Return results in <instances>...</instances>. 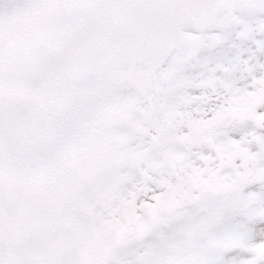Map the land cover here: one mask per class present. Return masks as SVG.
<instances>
[{
    "label": "rangeland",
    "instance_id": "1",
    "mask_svg": "<svg viewBox=\"0 0 264 264\" xmlns=\"http://www.w3.org/2000/svg\"><path fill=\"white\" fill-rule=\"evenodd\" d=\"M201 1L211 7L207 0ZM116 60H107L93 72L79 78L74 83L69 101L59 109L49 110L48 117L55 116V120L46 130V143H24L15 134V121L11 123L5 118L0 121V264H36L39 254L44 255L50 250L61 254L60 258L65 256L68 264H79L77 257L81 253H86V256L81 254L83 261L80 264H101L97 261L99 253L108 252L107 249L114 250V254L111 258L107 257V262L103 264H117L118 260L120 264H189L190 257L194 262L201 263L205 258L194 249L195 237L221 221L220 230L217 226L213 232L216 235L211 240L213 256L234 252L233 264H243L250 257L245 254L249 245L244 238L224 230V224L227 219L238 215L264 219V205L242 195L247 184L257 181L253 176L264 169V166H258L264 160V146L260 154H250L233 142L214 144L215 130L221 123L214 129L200 127L201 135L181 140L186 138L188 131L197 127V122L205 119L203 112L196 109L162 111L145 95L152 87L153 79L141 80L147 89L140 90L138 97L122 98L117 89H126L123 92H127L129 88L118 82V73L124 72L130 65L121 59ZM108 62L111 64L108 65ZM43 66L32 65L39 71ZM1 70L0 67V119L4 114L2 108L13 104L15 98L21 96L34 81L19 75L24 70H17L18 73ZM34 79L39 80L36 73ZM12 81L22 83L18 91L11 89ZM257 89L253 93L233 94L230 97L233 99L232 117L226 120L238 123L255 120ZM202 124L203 121L200 122ZM180 127L188 131L175 135ZM121 129H130L140 136L146 130L147 136L162 150L163 160H146L143 151L129 147L132 136L122 133ZM207 130L212 132L211 142L202 137ZM203 140L204 144L216 150L222 162L230 164L235 159L241 162L242 171L233 178L221 177L217 172L207 173L214 182L213 189L199 193L202 198L210 195L221 203L213 208L201 209L198 215H189L186 209L198 204L202 198L188 201L173 214H163L160 210L148 229V236L143 235L144 242L134 243L131 237L125 236L122 239L117 227L125 225L121 215L124 208L134 216L129 218L130 223L133 220L134 228L131 226L129 230L125 225L124 231L133 234L141 232L138 227L145 223L140 211L128 209L127 200L134 201L136 195H123L127 178L119 174L120 170L124 167L139 169L144 164L145 169L141 171L146 176L147 170L156 171L163 163L178 164L180 157L166 150L170 144L187 141V144L199 145ZM54 144H58L55 151H49ZM183 171L189 172L180 168L177 180L184 179L180 177L184 176ZM109 176L113 178L106 180ZM229 186L234 188L224 191ZM85 188L90 190L89 201L73 204V198ZM168 192L167 196L174 197V201L178 199L179 192L168 183L164 191L153 197L152 205L146 206H157L155 201L161 200L162 195ZM69 205L74 208L75 216L67 212ZM234 208L235 211L230 214ZM137 218L139 220L134 221ZM155 237L157 241L151 245ZM97 240L103 242L98 245ZM172 240L176 241L170 244ZM261 262L264 259L256 264ZM60 263L53 261L52 264Z\"/></svg>",
    "mask_w": 264,
    "mask_h": 264
},
{
    "label": "snow or ice",
    "instance_id": "2",
    "mask_svg": "<svg viewBox=\"0 0 264 264\" xmlns=\"http://www.w3.org/2000/svg\"><path fill=\"white\" fill-rule=\"evenodd\" d=\"M211 6L206 17L198 22L181 27V31L192 37L181 39L168 49L167 54L153 73L152 87L145 95L162 111H202L205 119H212L216 111L233 94L253 93L264 82V0H207ZM63 20H52L48 27L62 28ZM43 50V45H41ZM45 60L47 57L44 58ZM63 63V61H61ZM94 83V82H91ZM122 98L138 97L139 93L129 89H117ZM42 102L49 104L52 93L48 89L38 90ZM59 95L58 93L56 94ZM147 103V101H145ZM255 120L238 123L225 120L215 130L214 144L233 142L250 154H260L264 146V103L254 108ZM122 133L132 136L130 148L143 151L149 162H161L162 150L149 136H140L130 129ZM188 131L176 129L175 135ZM54 144L49 151H55ZM167 151L180 157L176 162L163 163L156 171L124 167L120 175L125 176L123 195H136V204L153 203V197L164 191L166 184H175L180 168L185 171L217 172L221 177L233 178L242 171L239 159L230 164L222 162L216 150L206 144H170ZM258 166H264V160ZM218 170V171H217ZM109 176L106 180H111ZM89 189L76 194L72 203L89 201ZM245 198L264 205V179L247 184L242 191ZM221 203L218 198L205 195L198 204L186 209L189 215H198L203 208H213ZM67 212L75 216L69 205ZM224 230L244 238L250 247L264 245V219H248L238 215L227 219ZM234 252L210 258L209 264H233ZM250 256V254H249ZM117 264H120L119 260ZM264 264V262H261Z\"/></svg>",
    "mask_w": 264,
    "mask_h": 264
},
{
    "label": "flooded vegetation",
    "instance_id": "3",
    "mask_svg": "<svg viewBox=\"0 0 264 264\" xmlns=\"http://www.w3.org/2000/svg\"><path fill=\"white\" fill-rule=\"evenodd\" d=\"M118 2L119 0H86L83 3L67 5L63 0L53 7L48 18L41 22L42 14L39 7L41 0H0L1 46L8 48L9 44L17 40L14 47L29 50L28 54L25 50L12 54L11 59L14 62H21L30 58L31 54L43 45L46 38L51 42L47 47L57 45L59 48H64L74 42L73 32L85 28L84 32L90 29L106 32L113 39V30L121 22ZM140 13L141 8L136 7L133 15L138 18ZM170 16L175 20L179 18V13L173 12ZM156 17L159 15L156 14ZM52 20H63L65 26L49 28L48 24Z\"/></svg>",
    "mask_w": 264,
    "mask_h": 264
},
{
    "label": "water",
    "instance_id": "4",
    "mask_svg": "<svg viewBox=\"0 0 264 264\" xmlns=\"http://www.w3.org/2000/svg\"><path fill=\"white\" fill-rule=\"evenodd\" d=\"M88 43L84 42L80 45V47H87ZM86 49H83L85 51ZM101 56V55H100ZM96 53H92L90 55V58L88 60H85V56L83 55V60H81L77 64H64L61 66V71L58 72H49L44 77L45 80H43V87H46L47 84L55 83V84H61V83H68L69 80L74 77L75 75H78L87 69L93 67V65L98 61L97 58L100 57Z\"/></svg>",
    "mask_w": 264,
    "mask_h": 264
},
{
    "label": "bare ground",
    "instance_id": "5",
    "mask_svg": "<svg viewBox=\"0 0 264 264\" xmlns=\"http://www.w3.org/2000/svg\"><path fill=\"white\" fill-rule=\"evenodd\" d=\"M103 45H104L103 43H99L96 45L87 46L86 50L84 51L85 60H88L92 53H96L99 56L104 55ZM222 224L223 221L219 222L217 225L211 228L206 229L202 233V235L198 239H196V241L193 244L194 249H196L199 252V254L200 252L203 254L202 256L205 258L203 263L209 262L210 258L213 257L214 248L212 249L210 239H212L216 235V233H213L214 231H216V227L218 226L220 230Z\"/></svg>",
    "mask_w": 264,
    "mask_h": 264
}]
</instances>
